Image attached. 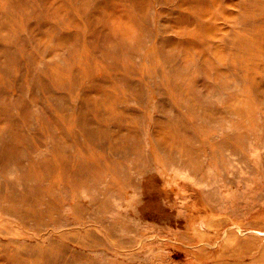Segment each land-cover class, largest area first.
Returning a JSON list of instances; mask_svg holds the SVG:
<instances>
[{"label":"rangeland","instance_id":"374dc122","mask_svg":"<svg viewBox=\"0 0 264 264\" xmlns=\"http://www.w3.org/2000/svg\"><path fill=\"white\" fill-rule=\"evenodd\" d=\"M260 1L212 4L221 25L215 38L221 56H231L230 47L253 19L248 9L264 23ZM179 2L2 3L0 264H264V142H253L251 153L249 141L243 153L226 155L209 145L224 136L225 122L238 118L235 106L245 105L247 89L230 66L221 77L207 66L205 57H214L207 44L190 49L185 66L183 47L167 51L166 42L184 37L186 13ZM123 22H138L133 35L117 28ZM260 61L264 66V57ZM121 66L126 78L115 73ZM180 67L197 79L196 94L180 89L183 108L162 91L165 76ZM262 73L257 98L263 106ZM100 92L116 107L118 121L83 120L86 97ZM183 119L203 131L187 130L173 148L163 144V163L146 165L144 155L112 151L111 144L123 139L118 134H130L148 149L167 120ZM206 132L205 149L188 159L186 145L200 146ZM83 146L103 155L106 171L97 183L88 171L80 180L65 169L85 152ZM248 159L258 164L255 170ZM105 160L128 164L120 175L128 183L119 185ZM39 162V173L51 170L42 179L32 166Z\"/></svg>","mask_w":264,"mask_h":264},{"label":"bare ground","instance_id":"6f19581e","mask_svg":"<svg viewBox=\"0 0 264 264\" xmlns=\"http://www.w3.org/2000/svg\"><path fill=\"white\" fill-rule=\"evenodd\" d=\"M5 0H0V6L3 5ZM11 1L12 0H8ZM171 1V0H170ZM212 4L216 7V0H180L179 7L182 9L186 14H184V25L185 28L182 31L181 39H175L174 41L169 40L165 43L167 51H173L172 49L176 47H183V54L181 55V66H185L190 62L192 55L190 53V49H201L205 44L210 46L211 49L214 51V57L208 58L205 57V63L208 67L212 68L213 70L218 72V76H227V71L225 70L224 66H230L235 74L240 75L243 79L244 87L247 89L246 93L244 94L245 97V105L242 104L236 105L234 114L237 115L238 118H233L230 122H225L224 126V136L220 137L216 140L213 139L210 142V148L213 151H218L217 154L224 155L227 152L238 153L245 151L248 147L249 141H251L250 147L248 149L249 153H251L252 144L253 142H259L258 140H262L264 142V126L263 120L259 119V115H257L256 110L260 109L258 104L261 105V110L264 109V105L262 106V100L259 101L257 98V93L259 91L260 81L258 76L263 77L264 66L261 65L260 59L264 57V23L262 20H259V17H254V12L252 9H248V15L252 20H249V23H246V27L243 29V33L235 39L233 45L230 47V54L227 56H221L222 49H218L219 47L216 45V34L221 29L220 23L217 21L216 14L214 15L212 11ZM259 9V16H264V1L258 2L257 10ZM189 19V20H188ZM138 24V22H136ZM133 22L125 23L123 22L120 25H117V28L125 35H133L137 29V24ZM156 24V23H155ZM150 47V46H149ZM155 49V48H154ZM202 50V49H201ZM216 55L218 62L216 61ZM113 65V63H111ZM98 69V68H97ZM98 70H104V68H100ZM124 67L121 66L120 70L115 72L121 74L122 78H126L127 76L124 74ZM110 71V70H109ZM196 78L190 77L187 71L183 70V67L175 70L172 73H169L165 76V79L162 82V91L168 96H172L175 100L177 106L182 107L186 105L182 101L181 90L183 87L186 89H190L192 93L196 94ZM124 91V88H122ZM121 91V89L119 90ZM97 94H93L91 96L86 97L87 102V111L85 112L84 119L89 121L95 122H102V121H118V111L116 107L113 106L111 101L109 102L108 97H104L102 92ZM121 94V93H120ZM94 110L91 112V110ZM122 114V113H121ZM197 112L191 113V116L196 117ZM250 114L251 118L247 122H242L239 117L242 115ZM88 115V117H87ZM204 116V115H203ZM222 116V115H221ZM201 117V116H200ZM205 117V116H204ZM224 120L226 121V115L223 116ZM186 119L181 121H172L167 120L165 124L162 126V131L159 132V135L150 138V142L152 146L148 149L139 146L138 141H132V137L130 134H118L123 139H119L120 142H116L115 144H111L112 151L114 148L113 153H122L124 156H128L129 154H137L136 159H139L144 155L146 165L149 163H158L161 161L163 163V159L165 153L161 151V146L163 144H167L169 147L173 148L176 145V142L182 139L183 135L187 130L193 129V131L200 129V125L196 122L190 121L189 123L184 122ZM193 123V124H192ZM89 134V132H86ZM203 136L200 139V146H196L194 144L186 145L185 147V155L189 156L188 159L195 160L193 156L200 154L199 151L205 149V143L208 144V134L207 132L202 134ZM62 139L69 140L71 137H67L64 134L61 135ZM216 140V141H215ZM255 143V144H256ZM258 144V143H257ZM84 147V146H83ZM86 150L85 152L82 150V155L78 156L75 160L70 161L69 167L65 168L66 171L75 170L76 173H79L80 180H83L87 175L92 177V182L97 183L99 180L102 179V174L106 171L105 167L102 164V157L98 155L99 153H95L91 151V148L84 147ZM143 151L145 152L143 154ZM62 152L59 151L54 156H60ZM226 155V154H225ZM243 162L245 161V156L242 158ZM187 161V160H186ZM249 161V159H248ZM248 161H246L247 165ZM106 165L110 166L108 161ZM250 163V170L257 168L254 163ZM144 164V165H145ZM43 164L34 163L32 166L34 167V173L40 170V167ZM140 165L139 168H145L147 166ZM124 166L127 168L128 164H122L120 166H113L110 167L114 168H107L108 170L111 169L112 175L117 176V183L121 185V181L127 182V177L121 179L120 175L125 170ZM247 166V167H248ZM51 167V166H50ZM104 167V168H103ZM150 167V166H149ZM123 169V171L121 170ZM114 169V170H113ZM88 171V172H86ZM48 173L51 172L50 169L47 171ZM46 171H42L38 175L39 178L42 179L46 177ZM86 172V173H85ZM253 173V171H250ZM125 173V172H124ZM171 175V174H170ZM63 176L61 177V179ZM74 179H78L76 176ZM87 179V178H86ZM87 181V180H86ZM85 181V182H86ZM123 186V185H122ZM121 189V187L119 186ZM151 238V237H150ZM151 244H154V240H150ZM147 242V241H145ZM129 244L128 246H130ZM134 246V244H133Z\"/></svg>","mask_w":264,"mask_h":264}]
</instances>
